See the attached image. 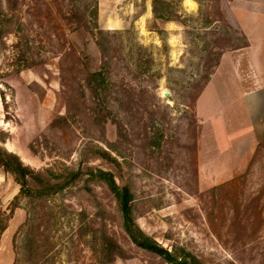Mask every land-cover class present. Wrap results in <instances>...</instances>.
Returning <instances> with one entry per match:
<instances>
[{
  "label": "rangeland",
  "instance_id": "obj_1",
  "mask_svg": "<svg viewBox=\"0 0 264 264\" xmlns=\"http://www.w3.org/2000/svg\"><path fill=\"white\" fill-rule=\"evenodd\" d=\"M0 78V264H176L98 169L177 261L264 264V0H0Z\"/></svg>",
  "mask_w": 264,
  "mask_h": 264
},
{
  "label": "trees",
  "instance_id": "obj_2",
  "mask_svg": "<svg viewBox=\"0 0 264 264\" xmlns=\"http://www.w3.org/2000/svg\"><path fill=\"white\" fill-rule=\"evenodd\" d=\"M92 12L89 18L97 24V3H94L92 7ZM75 14V13H74ZM74 18V17H73ZM77 18V17H75ZM75 26H84L81 23H76ZM95 29H98L96 26ZM98 34H104L102 31H98L97 35H95V43L98 46V48L102 51V45L100 41L98 40ZM54 35V34H53ZM92 77H98L100 75V71L94 72L90 74ZM1 80V78H0ZM0 166L7 172L11 173L15 179V181L19 184L21 191H23L27 185L26 180L28 177L31 179H34L37 175H39L34 169H32L30 166L23 163V161L19 158V156L11 151H8L0 146ZM97 175L105 181L106 186L108 189L113 193L115 196V199L118 203L119 210L122 215V224L123 228L126 231V233L129 235L130 240L132 243H134L136 246L145 249L147 251L154 252L160 256H162L165 260L169 262H177L176 264H190L187 259H181L177 261L175 258L171 256V254L166 251L162 246H159L158 243H156L154 240L149 239L145 234L139 230L131 216H130V197L131 192L129 188L127 187H119L112 174L106 171H103L101 169L97 170ZM11 213V209L9 210ZM2 211L0 209V234L3 232V230L6 228V221L8 215H5L6 221L1 218ZM2 221V223H1ZM134 228V231L133 229Z\"/></svg>",
  "mask_w": 264,
  "mask_h": 264
},
{
  "label": "water",
  "instance_id": "obj_3",
  "mask_svg": "<svg viewBox=\"0 0 264 264\" xmlns=\"http://www.w3.org/2000/svg\"><path fill=\"white\" fill-rule=\"evenodd\" d=\"M165 94H167V93H165Z\"/></svg>",
  "mask_w": 264,
  "mask_h": 264
}]
</instances>
